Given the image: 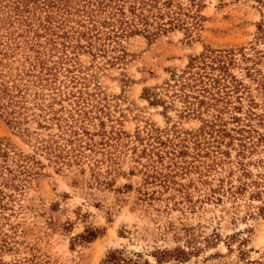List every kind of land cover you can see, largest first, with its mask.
Returning a JSON list of instances; mask_svg holds the SVG:
<instances>
[{"label": "rangeland", "instance_id": "374dc122", "mask_svg": "<svg viewBox=\"0 0 264 264\" xmlns=\"http://www.w3.org/2000/svg\"><path fill=\"white\" fill-rule=\"evenodd\" d=\"M200 15L201 28L191 39L178 29L156 39L133 35L121 42L123 63L109 65L100 58V68L96 63L91 68L89 55L79 59L84 74L95 77L89 90L126 135L175 126L184 138L202 127L201 120L180 119L175 110L166 113L167 119L160 106L148 103L144 90L161 87L205 49L234 50L237 66L231 73L245 89L242 108L231 111L238 119L226 116L233 138L221 146L227 155L210 154L200 161L185 157L197 169L178 173L168 186L145 187L129 151L111 174L103 166L110 186L102 185L90 170L92 163L58 167L35 149L34 140L27 141L0 117V140L38 163L18 191H5L11 197L1 202L6 206L0 210V264H102L114 250L137 264H157V251L175 249L188 254L181 264H264V194L228 193L243 178L238 163H248L252 179L264 174V147L258 142L264 139L259 83L264 81V0H204ZM239 52L255 63H244ZM246 67L252 68L250 76ZM241 128L245 132L237 133ZM87 231L95 238L76 239Z\"/></svg>", "mask_w": 264, "mask_h": 264}, {"label": "trees", "instance_id": "16d2710c", "mask_svg": "<svg viewBox=\"0 0 264 264\" xmlns=\"http://www.w3.org/2000/svg\"><path fill=\"white\" fill-rule=\"evenodd\" d=\"M203 6L204 0H0V117L27 141L34 140L35 149L58 167L92 163L90 170L102 185L110 186L103 166L111 174L120 155L129 151L145 187L168 186L178 173L197 169L185 157L200 161L210 154L226 156L221 146L226 138L233 139L226 116L238 119L231 111L242 108L245 89L231 73L237 66L234 50L205 49L161 87L144 90L148 103L160 106L167 119L166 113L175 110L180 119L201 120L202 127L184 138L175 126L150 127L132 138L126 135L89 90L95 77L84 74L79 59L89 55L91 68L100 58L109 65L123 63L121 42L133 35L156 39L178 29L191 39L201 28ZM239 53L244 63L253 62ZM260 56L264 58V53ZM251 69L245 68L249 76ZM259 83L264 90V81ZM241 132L245 131H237ZM262 138L258 142L264 147ZM241 148L248 149L245 144ZM34 164L38 163L33 156L16 153L0 140V210L6 206L2 200L11 197L5 191H18L34 172ZM238 164L243 178L237 187L229 186L228 193L235 197L250 190L251 197H261L264 174L252 179L248 163ZM95 236L87 231L76 239L89 242ZM187 255L179 249L162 250L155 259L157 264H181ZM102 264L137 263L114 250Z\"/></svg>", "mask_w": 264, "mask_h": 264}]
</instances>
